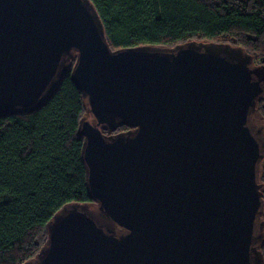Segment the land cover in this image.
<instances>
[{
    "label": "water",
    "instance_id": "obj_1",
    "mask_svg": "<svg viewBox=\"0 0 264 264\" xmlns=\"http://www.w3.org/2000/svg\"><path fill=\"white\" fill-rule=\"evenodd\" d=\"M75 54L98 210L63 208L26 264H263L264 67L230 45L112 51L89 0H0V115L40 107Z\"/></svg>",
    "mask_w": 264,
    "mask_h": 264
},
{
    "label": "trees",
    "instance_id": "obj_2",
    "mask_svg": "<svg viewBox=\"0 0 264 264\" xmlns=\"http://www.w3.org/2000/svg\"><path fill=\"white\" fill-rule=\"evenodd\" d=\"M89 1L112 51L190 42L230 45L251 56L254 65L264 66V0ZM76 60L77 54L40 107L0 115V264L34 260L48 243V224L63 208L79 204L98 210L87 188L85 138L79 126L83 118H91L71 77ZM251 124L256 129L264 125V96ZM128 131L121 126L103 133ZM257 172L264 194V158ZM258 242L264 264V237Z\"/></svg>",
    "mask_w": 264,
    "mask_h": 264
},
{
    "label": "rangeland",
    "instance_id": "obj_3",
    "mask_svg": "<svg viewBox=\"0 0 264 264\" xmlns=\"http://www.w3.org/2000/svg\"><path fill=\"white\" fill-rule=\"evenodd\" d=\"M264 63V62H263ZM257 66H260V67H264L263 65H261V64H259V65H257ZM264 96V95H263ZM264 126V125H263ZM262 125H259V126H257V129L255 128V130H261V134H260V137H261V140H260V142L262 143V144H264V137L262 136L263 135V132H264V127H263ZM94 212H96V211H94ZM93 212V213H94ZM263 212H264V208H263ZM262 217L263 216H261V218H260V221L259 222H262ZM263 223V222H262ZM258 228H259V226H258ZM259 235H261L262 236V234H259ZM260 244V242H257L255 245H259Z\"/></svg>",
    "mask_w": 264,
    "mask_h": 264
},
{
    "label": "bare ground",
    "instance_id": "obj_4",
    "mask_svg": "<svg viewBox=\"0 0 264 264\" xmlns=\"http://www.w3.org/2000/svg\"><path fill=\"white\" fill-rule=\"evenodd\" d=\"M263 154H264V149H263ZM260 186H261V188H262V185H260ZM261 191H262V189H261ZM262 194H263V192H262ZM263 196H264V194H263ZM263 208H264V207H263ZM263 213H264V212H263ZM263 213H262V215H263ZM262 215H261V216H262ZM260 218H261V217H260ZM259 221H260V219H259ZM259 221H258V222H259ZM261 223H262V222H261ZM261 223H260V227H259L260 232H257V233H256V236H259V234H262V230H263V229H261ZM263 223H264V222H263ZM263 228H264V227H263ZM263 237H264V236H263V234H262V239H263ZM262 239H260V240H262ZM260 240H257V242L260 241ZM257 242H256V243H257Z\"/></svg>",
    "mask_w": 264,
    "mask_h": 264
}]
</instances>
